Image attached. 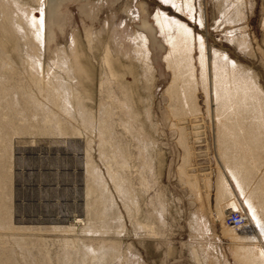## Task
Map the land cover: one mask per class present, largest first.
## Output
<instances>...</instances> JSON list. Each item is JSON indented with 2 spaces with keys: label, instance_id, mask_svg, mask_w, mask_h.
<instances>
[{
  "label": "rangeland",
  "instance_id": "1",
  "mask_svg": "<svg viewBox=\"0 0 264 264\" xmlns=\"http://www.w3.org/2000/svg\"><path fill=\"white\" fill-rule=\"evenodd\" d=\"M0 264H264V0H0Z\"/></svg>",
  "mask_w": 264,
  "mask_h": 264
},
{
  "label": "built area",
  "instance_id": "2",
  "mask_svg": "<svg viewBox=\"0 0 264 264\" xmlns=\"http://www.w3.org/2000/svg\"><path fill=\"white\" fill-rule=\"evenodd\" d=\"M248 223L247 214L238 211L237 209L228 210L226 213V224L236 229L241 228Z\"/></svg>",
  "mask_w": 264,
  "mask_h": 264
},
{
  "label": "crops",
  "instance_id": "3",
  "mask_svg": "<svg viewBox=\"0 0 264 264\" xmlns=\"http://www.w3.org/2000/svg\"><path fill=\"white\" fill-rule=\"evenodd\" d=\"M227 181V180H226ZM228 182V181H227ZM228 184H229V187L231 186V184L228 182ZM234 195V190H232V188L230 187V193H229V196H226L225 197V199L226 198H228V200L230 201L231 199H233V197L232 196Z\"/></svg>",
  "mask_w": 264,
  "mask_h": 264
},
{
  "label": "bare ground",
  "instance_id": "4",
  "mask_svg": "<svg viewBox=\"0 0 264 264\" xmlns=\"http://www.w3.org/2000/svg\"><path fill=\"white\" fill-rule=\"evenodd\" d=\"M59 1V0H58ZM114 1V0H113ZM68 2V1H67ZM59 6V5H58ZM88 7V6H87ZM87 7L85 6V8L87 9ZM87 12H88V9H87ZM86 11H85V13H87ZM60 13V12H59ZM48 14V13H47ZM87 15V14H86ZM59 16V15H58ZM88 17H89V15H87ZM61 17V16H60ZM52 23H53V21H52ZM145 27H147V24H145ZM149 31H152V30H149ZM52 32V31H51ZM50 32V33H51ZM52 36V35H51ZM80 52V51H79ZM82 65V64H81ZM230 227H232V226H230ZM244 227H246V224L245 225H243L241 228H244ZM232 228H234V227H232ZM241 228H239V229H241ZM236 229V228H235Z\"/></svg>",
  "mask_w": 264,
  "mask_h": 264
}]
</instances>
